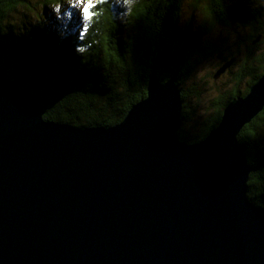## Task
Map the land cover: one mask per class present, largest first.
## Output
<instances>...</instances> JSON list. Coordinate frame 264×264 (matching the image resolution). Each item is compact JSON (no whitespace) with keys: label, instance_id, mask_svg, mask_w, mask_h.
Listing matches in <instances>:
<instances>
[{"label":"water","instance_id":"obj_1","mask_svg":"<svg viewBox=\"0 0 264 264\" xmlns=\"http://www.w3.org/2000/svg\"><path fill=\"white\" fill-rule=\"evenodd\" d=\"M181 92L152 75L120 123L78 128L44 120L42 98L0 69V264H264L237 139L264 108V75L197 143L178 138Z\"/></svg>","mask_w":264,"mask_h":264},{"label":"trees","instance_id":"obj_2","mask_svg":"<svg viewBox=\"0 0 264 264\" xmlns=\"http://www.w3.org/2000/svg\"><path fill=\"white\" fill-rule=\"evenodd\" d=\"M69 1L0 0V69L42 98L46 121L115 126L146 97L154 75L159 83L175 79L183 102L178 138L197 143L217 127L224 107L264 75V0H94L90 20L71 9L63 23L53 8L62 13ZM19 10L22 16L12 18ZM216 27L233 28L235 39L219 46L212 41ZM215 56L220 67L239 61L235 87L198 118L187 83L200 61ZM237 139L252 166L247 198L264 214V108Z\"/></svg>","mask_w":264,"mask_h":264},{"label":"rangeland","instance_id":"obj_3","mask_svg":"<svg viewBox=\"0 0 264 264\" xmlns=\"http://www.w3.org/2000/svg\"><path fill=\"white\" fill-rule=\"evenodd\" d=\"M94 2V0H92ZM114 4L120 3V0H113ZM123 4V1L120 3ZM257 5L259 6V2H257ZM83 7L82 4H76V0H72L67 2L66 7L64 9V12L61 13L60 9L58 7L53 8L54 14L56 12V18L59 20H63V23L67 21V15L68 11L71 9H75L78 14L82 17L80 13V9ZM52 10V11H53ZM23 13L20 12H14L11 16L12 18H18L21 17ZM23 18V17H22ZM27 20L26 18H23ZM198 20V17H197ZM27 24H25L26 26ZM24 26V27H25ZM23 27V26H22ZM233 29V28H232ZM230 27H216L213 29L212 34V41H215L220 46V42L223 40H233L235 39V32L232 31ZM22 30H16V33L20 32ZM245 33H243L244 35ZM233 49V48H232ZM230 66L228 69L225 70L224 73H222L216 80L213 79V75L216 74L221 69V62L220 58H217V56L209 58L205 61H200L197 65V69L195 71L194 77L191 79V83H187V87L191 88L190 94L188 95L187 102L189 103L190 107L192 109L196 110V116L198 118L204 117L209 114L211 109V103H213L217 98H219L220 95L225 94L228 91H231L235 87V74L238 70V62L236 61L235 64L232 65V61L230 60ZM245 82L246 80H243V82L239 85V89L245 88ZM189 89V88H186ZM199 93L200 97L197 98L194 93Z\"/></svg>","mask_w":264,"mask_h":264},{"label":"snow or ice","instance_id":"obj_4","mask_svg":"<svg viewBox=\"0 0 264 264\" xmlns=\"http://www.w3.org/2000/svg\"><path fill=\"white\" fill-rule=\"evenodd\" d=\"M102 2V0H97V3ZM76 4H82L83 7L80 9V13L84 20L91 19V9L95 6L92 0H76ZM83 51V49H80Z\"/></svg>","mask_w":264,"mask_h":264},{"label":"bare ground","instance_id":"obj_5","mask_svg":"<svg viewBox=\"0 0 264 264\" xmlns=\"http://www.w3.org/2000/svg\"><path fill=\"white\" fill-rule=\"evenodd\" d=\"M13 16V15H12ZM116 63V62H115ZM23 92H26V91H23Z\"/></svg>","mask_w":264,"mask_h":264}]
</instances>
